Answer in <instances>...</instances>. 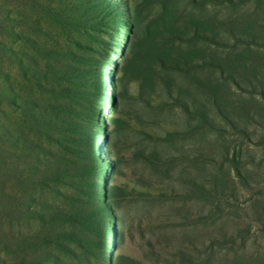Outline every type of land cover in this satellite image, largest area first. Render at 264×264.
<instances>
[{"label":"rangeland","instance_id":"374dc122","mask_svg":"<svg viewBox=\"0 0 264 264\" xmlns=\"http://www.w3.org/2000/svg\"><path fill=\"white\" fill-rule=\"evenodd\" d=\"M0 264H264V0H0Z\"/></svg>","mask_w":264,"mask_h":264},{"label":"trees","instance_id":"16d2710c","mask_svg":"<svg viewBox=\"0 0 264 264\" xmlns=\"http://www.w3.org/2000/svg\"><path fill=\"white\" fill-rule=\"evenodd\" d=\"M56 57H59L58 55L53 56L51 54H48V59H51L53 64H43L42 67L43 69H41L42 71H30V77L32 79H37L44 83H49L51 81H54V83H60V82H68V84H70L72 86V101H74L75 105H79L80 103L82 105H86L87 102V97L88 95H92L93 97H98L100 98V94H96V92H91L90 89H92V87L95 88H101V82L98 83L99 86H95L96 84L92 83L91 80H89V78H87L88 74H87V70H85V67H76V66H72L69 65L67 66V69L65 68H57V65H59L58 61L59 59H57ZM79 60H87L86 56H79L77 57ZM76 61L77 63L81 64V62ZM87 64V63H86ZM82 65V64H81ZM33 76H32V75ZM73 77V78H70ZM71 79V80H70ZM72 79H77V82H73L74 80ZM94 85V86H93ZM58 86V85H57ZM34 107L35 104H34ZM58 108L54 107L52 108V112L53 113H57ZM58 114L54 115L52 114L50 117L52 119H49L48 121H43L42 123V127L45 131H54L55 127H56V123L53 122V120H57ZM39 117L35 118L32 117V120L35 121H39ZM37 123V122H36ZM40 123V122H38ZM65 129V128H62ZM65 131V130H64ZM66 131H69L68 129H66ZM75 133L77 134V136H79L80 138L78 140H76L77 145L80 147V149H78V152H74L75 157H79V158H84L87 159L89 161H91L93 159V154H94V144L92 141H94L92 136H87L85 133H82V131H75ZM91 145V146H90ZM89 168H91V166H89ZM59 172L66 173V170H53V169H47L46 171L41 172V175L46 177L47 179H53L55 181H57V179H59L61 177L62 174H60ZM70 173H74L77 174L79 176H82L83 173V168L80 167H76L74 168V170H71ZM81 173V174H79ZM84 173L88 174L90 172L85 171ZM93 175L96 174V167L93 168V172H91Z\"/></svg>","mask_w":264,"mask_h":264}]
</instances>
